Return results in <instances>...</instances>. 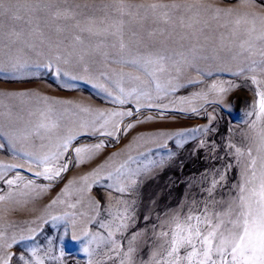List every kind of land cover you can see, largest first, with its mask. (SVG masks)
Returning <instances> with one entry per match:
<instances>
[{
	"label": "rangeland",
	"instance_id": "374dc122",
	"mask_svg": "<svg viewBox=\"0 0 264 264\" xmlns=\"http://www.w3.org/2000/svg\"><path fill=\"white\" fill-rule=\"evenodd\" d=\"M30 2L31 0L25 2L24 11L21 12L15 0H4L5 9L9 5L18 6L15 13L20 17L18 20L22 21L18 24L29 28L16 34L10 22L13 13L0 9V46H6L3 49L7 48L6 53L9 55L7 62H0V65L4 67L5 64L10 65L13 59V63H17L12 55L15 52L12 48L15 46L37 41L40 48L50 49L49 46L42 45L59 43L55 39H59V35H65L78 41L83 40L84 44L81 42L83 47L95 45L96 49L90 50L85 58L93 74L90 76L86 67L82 71L78 69L75 76H70L78 79H70L63 74L56 76L54 71L43 67H39L40 69L34 67L30 71L32 73L20 75L10 72L0 74V130L19 134L25 128H32L44 119L40 115L44 108L40 98L47 97L52 100L55 95H61V98L57 97L66 102L71 97L82 95L100 106H106L107 110H132L133 116L125 118L124 124L132 123L135 127L131 130L122 129L118 140L81 136L74 146L103 141L107 147L84 163L72 160L62 177L51 182V187L39 195L17 196L14 200L0 203L7 208L2 222L0 220V231L6 234V239L0 241V244L10 242L8 238L13 235L17 238L21 235H30L28 229L35 228L38 230L35 241H25L10 249L15 253L12 264H17L19 255L26 245H38L41 249L47 250L49 256L45 258V264H89L90 259L93 264L96 261H103V264H119L120 258L107 260L102 254L89 257L83 250L84 242L73 239L71 217L59 224H43L41 218L47 217L49 213L54 215L75 213V234L80 235L89 217L95 215L90 207V200H95L100 204V212L96 217L97 223L91 224L90 228L93 233L100 232L106 235L105 230L98 227V223L107 218L108 205L114 209L120 208L123 204L118 201H123L134 209V219L130 221L127 231L117 236L122 246L121 256L127 252L129 241L135 236V240H132L133 264H153V253L163 251L161 245L166 239L161 237L160 233L168 231L165 221L173 214L184 215L189 211H199L205 204H208L210 210L222 211L236 195V186L241 182V172L247 164V157H241L237 162L234 149L228 145H235L244 151L248 147H253L255 154L254 138L264 125H257L256 128L251 126L255 117H250L248 113L252 110L250 105L256 102L257 97L249 77L256 76L257 79L264 81L262 70L264 65L252 64L253 60L262 59L259 52L264 49V40L254 41V55L243 51L240 44L246 37L242 31H234V21L245 13L255 12L264 16V0H255L251 4H242L240 0H60L58 3L52 0H37L33 7L36 21L27 16ZM153 4L170 7L168 9L158 7L154 14L150 7ZM172 5L177 7L171 8ZM217 7L232 9V15L226 17L221 14L218 19H214L212 8ZM163 11L169 12L167 20L159 15ZM77 18L83 27L82 30L73 22L77 21ZM62 24L64 25L58 28ZM117 24L120 25L119 31L114 27ZM121 43L125 46L123 52L120 50ZM89 44L91 46H88ZM49 51H51L49 55L51 53L57 57L61 56V50ZM48 54L44 60L35 58L34 61L43 60L46 63L52 61L53 68H57L59 63L66 64L61 57L59 61L56 56L55 58L54 55ZM160 55L169 58L163 62L166 71L159 74L160 80H164L162 83L171 80L174 81L173 84L182 85L178 91L160 101H154L168 104V109L140 107L137 111L138 106L134 100L119 105L109 97L105 100L93 88L91 78L96 82H103L100 72L97 71L103 64H119L123 69L132 72L133 76L140 75L141 79H146L134 68L115 61L131 60L138 56L156 58ZM49 57H54L56 62ZM176 61H180L183 67L178 81L173 79L177 75L174 68ZM250 66L254 71L247 70ZM240 68H244L245 71L235 75ZM84 78L87 81H84ZM213 83L222 84L224 87L228 85L237 87L220 95L209 93L208 100L215 102L206 104L197 102V107L200 108L198 113L173 110L181 106L172 105L171 101L206 92ZM136 85L137 82H134L129 88ZM41 86L47 89L40 90ZM33 102L34 107L29 106ZM61 115L64 116V112H61ZM54 117L53 111L47 119L54 120ZM147 117L153 119L149 120ZM19 123L24 127L22 130L17 129ZM197 127L207 128L208 131L189 134L183 138L174 135L177 132L190 133V130ZM162 133L169 134L171 138L161 135ZM180 139L184 141L182 147L176 143ZM201 141L204 142L203 145ZM0 143H5V148L0 150V162L24 163L3 139H0ZM42 143L47 141L36 137L27 141L22 140L17 146L23 147L26 151L41 152ZM145 153L147 159L144 158ZM129 156L137 161L131 164L132 168L149 166V171L140 176L138 184L130 192L120 194L104 186H96L90 193L80 194L76 190L81 185L76 183L69 189L71 195H64V189L71 181H79L81 177L87 176L105 162L112 163L114 160L113 166H116ZM66 159L71 160V153ZM154 161H158L159 166H155L152 163ZM17 172L27 179L35 180L38 185L50 183L43 178L35 177L27 168L8 171L5 179L13 178ZM221 172L225 178L216 185L210 197L208 189L214 179H220ZM0 190L8 191V186L3 180H0ZM58 197L66 203H57L49 208L48 205ZM78 199L81 203L75 209L68 207V204L75 203ZM61 250L63 256H60ZM41 254L43 255V252ZM30 264H35L34 258L30 259Z\"/></svg>",
	"mask_w": 264,
	"mask_h": 264
},
{
	"label": "snow or ice",
	"instance_id": "6c2138e0",
	"mask_svg": "<svg viewBox=\"0 0 264 264\" xmlns=\"http://www.w3.org/2000/svg\"><path fill=\"white\" fill-rule=\"evenodd\" d=\"M254 2L255 0H240L242 4ZM150 7L155 14L158 7L168 9L170 6L153 4ZM176 7L177 5L171 6V8ZM17 8V5H9L5 9L4 0H0V9L13 13L14 19H20L15 14ZM212 12L213 18L218 19L221 14L226 17L231 16L233 10L217 7L212 8ZM159 15L165 20L169 18L168 11H163ZM234 25V31H242L243 36L246 37L240 44L241 49L254 55V41L264 40V16H260L255 12L245 13L235 19ZM114 27L117 31L120 30L119 24L114 25ZM124 47V44L121 43V52H123ZM259 55L262 59L260 61L253 60V65H264V49L259 52ZM57 59L60 58L57 57ZM167 59L169 58L160 55L156 58L138 56L131 60L121 59L115 61L134 68L137 72L142 73L146 79H141L140 75L131 76L130 73L121 71L117 74L119 78L113 80L107 73L101 72L100 76L108 83L97 82L93 86L111 98L116 104L124 105L134 100L138 106L137 111L140 107L168 109V104L155 103L154 101H160L171 93L178 91L182 85L173 84L171 80L167 83L161 82L159 74L166 71L163 62ZM33 67H43L49 71H54L56 76L62 75L60 69L58 67L53 68L51 62L35 66L28 63H13L10 69L0 65V74L5 72L11 74L27 73ZM174 68L177 75L173 79L178 81L179 73L183 71L181 62H174ZM247 70L254 71V68L250 66ZM197 71L200 70L197 69ZM244 71V68H240L234 74L240 75ZM63 75H68V73H63ZM125 77H130L131 80L137 82V85L126 89L124 86ZM70 79H78V77H70ZM249 79L255 87L257 99L255 103L250 105L252 110L248 115L255 117L251 122V126L256 128L257 125H264V81L257 79L256 76H251ZM234 87H237V85L224 87L222 84L213 83L206 92H198L187 98L181 97L170 103L181 106L173 110L195 114L200 110L197 107V102H203V104L215 102L208 100L209 93L214 92L220 95L227 93ZM40 101L44 105L40 115L44 119L39 123L19 134L14 131L0 130V139L6 142L17 157L24 160V163L0 162V180H3L8 186L7 192L0 190L2 192L0 203L14 200L17 196L31 197L33 194L39 195L51 187V182L62 177L63 173L68 170L72 160H75L76 163H84L107 147L103 141L90 145L74 146L81 136L108 137L118 140L122 129L131 130L135 127L132 123L124 124L125 118L133 116L132 110H104L81 106L76 107L80 112L87 113L89 119L78 124L73 122L74 126L64 125L59 119L50 120L47 117L54 111L55 105L68 102L54 101L47 97H41ZM65 111H70V109L66 108ZM209 118L212 119V117ZM147 119L151 120L153 117H147ZM206 131H208L207 128L197 127L190 130V133L177 132L174 135L183 138L189 134ZM161 135L169 136V134L164 133ZM36 137L42 141H47V143L41 144L43 149L41 152H30L17 146L22 140L27 141ZM169 138L171 137L169 136ZM183 142V139L176 141L180 147L183 146ZM200 143L203 145L204 142L201 141ZM254 143L256 144L255 154L253 147H248L244 151L235 145H228V147L234 149L237 162L241 157L246 156L247 164L241 172V182L236 186V195L227 207L222 211H215L210 210L208 204H205L199 211H189L184 215L173 214L165 221L168 231L160 233V236L166 239L164 244L161 245L163 251L153 253V264H264V128L254 138ZM161 147H164V145H161ZM4 148L5 143H0V150ZM70 153L71 160L66 159ZM143 155L147 159V154ZM132 163H137V161L131 156L116 166H113L115 164L114 160H112V163L105 162L104 165L93 169L87 176L81 177L79 181H71L69 186L64 189V195H71L69 189L72 184L76 183L81 185L76 190L80 194H88L96 186H104L108 190L120 194L130 192L138 184L140 176L149 171L148 165L132 168ZM152 163L159 166L158 161ZM226 167H230V165H226ZM20 168H27V171L32 172L35 177L43 178L50 183L48 185H38L35 180L27 179L19 172L13 178L5 179L8 171ZM224 178L225 175L221 172L220 179L212 181L208 189L210 197L215 191L216 185L222 182ZM57 203H66V201L58 197L48 207L51 208ZM79 203H81L80 199L75 203L68 204V207L75 209ZM118 203L123 204V206L114 209L111 205H108L106 209L107 218L98 223V227L104 229L106 235L100 232L93 233L90 228L91 224L97 223L96 217L99 216L100 212V204L95 200H90V207L95 215L89 217L88 223L85 224L80 235L75 234V213H64L62 215L49 213L47 217H42L41 220L43 224H59L68 221L71 217L70 227L73 229V239L84 242L83 250L89 257L102 254L107 260L120 258L119 264H133L132 253L134 248L132 247V240H135L136 237H132L127 252L121 256L122 246L117 236L123 235L127 231L130 221L134 219V209L123 201H118ZM81 215L86 214L81 213ZM28 231L31 233L30 235H21L19 238L13 235L8 238L10 242L0 244V264H12L15 253L11 252L10 249L14 245L25 241H35L38 230L29 228ZM5 239L6 234L0 231V241H5ZM48 256V251L41 249L40 246L26 245L19 255L17 264H30L31 258H34L35 264H45V258ZM60 256H63L62 250ZM89 264H93L91 259ZM95 264H103V261H96Z\"/></svg>",
	"mask_w": 264,
	"mask_h": 264
},
{
	"label": "bare ground",
	"instance_id": "6f19581e",
	"mask_svg": "<svg viewBox=\"0 0 264 264\" xmlns=\"http://www.w3.org/2000/svg\"><path fill=\"white\" fill-rule=\"evenodd\" d=\"M15 1L20 7V11L23 12L24 11V7H25V2H27V0H15ZM52 1L54 3H58L60 0H52ZM65 1H67V0H65ZM36 3H37V0H31V2L28 4V7H27V16L29 18L35 20V21L37 20V18H36V15H35L34 11H33V7L35 6ZM65 9H66V7H65ZM15 14L17 15V13H15ZM78 20L79 19L77 18V21H73V22H76L77 27L82 30L83 27L81 26V23L78 22ZM10 22L13 24V30H14V32L16 34H19V33L23 32L24 30H27L26 28H29L28 26L19 25L18 23H21L22 21H20L18 19H14L13 18ZM65 24H67V23H65ZM63 25L64 24L60 25L58 28H61ZM18 28H22V30H17ZM62 36L59 35L58 36L59 39H57V38L55 39L59 43L51 42L49 44L42 45V46H47V47L49 46V48L52 51L57 49L60 52V50H61V53H60L61 56H58V57H61L62 61L63 60L67 61L66 64H60V63H59V65L57 64V66L60 69L61 73L62 74L63 73H68V75H65V76H69V77L70 76H75L76 75L75 73H76V71L78 69L82 71L84 69V67H86L88 69L87 72L89 73L90 76H92L93 73L90 71L89 67L87 66L88 62L85 61V58H86L87 54L90 52V50L94 51L96 49L95 45H94V47L93 46L92 47H83V45L81 46V42L83 40L78 41V40H75V39H73L71 37H68V36H65V35L63 37ZM81 38H83V37H81ZM82 44H84V43L82 42ZM37 46H39L37 41L25 42V43H23L21 45H18V46H15L14 48H12L13 50H15V52L13 51L14 53L12 55H13L14 58H16L17 63H19V62L28 63L29 65H33V66H35V65H43L44 63H46V61H43V60L45 59L47 54L49 52H51V51H49L50 49H48V48H43V47L40 48V46L39 47H37ZM88 46H91V45L89 44ZM5 47L6 46H0V62H2V63L7 60V57H9V55H7V53H6L7 48H6V50L3 49ZM8 49L12 50L11 48H8ZM52 53H54V52H52ZM55 53H57V51ZM50 55H51V53H50ZM52 55H54V54H52ZM55 56H56V54L54 55V57ZM10 57H11V55H10ZM54 57H51V58H53V60H54L57 56L55 58ZM35 58L36 59L39 58V59H43V60H40V61L37 62V60H39V59L34 61ZM49 58H47V60ZM13 60L10 61V65H6L5 64V67H11V65L13 64ZM59 61H60V59H59ZM53 65H55V63ZM6 69H10V68H6ZM33 69H34V67L31 69V71ZM97 71L100 72V73L101 72L107 73L108 76H110L113 80L119 78L117 74L120 73L121 71H123L124 73H130L131 76H133L132 72H129V71L123 69L122 67L119 66V64H112V65L103 64V65H101L98 68ZM29 73H32V72H29ZM138 73H140V72H138ZM18 74L20 75V73H18ZM29 75H31V74H29ZM21 76H23V75H21ZM21 76H19V77H21ZM84 81H87V80L84 78ZM91 81H92L93 85L95 83H97L92 78H91ZM163 81L164 80H161V82H163ZM103 82L106 83V84L108 83V81L105 80L104 78H103ZM134 82L135 81L131 80L130 77H125V83H124L125 88L126 89H130L129 88L130 84H132ZM109 87H111V85H109ZM93 88L96 90V93L98 95L103 96L105 98V100H108V97L103 92H100L94 86H93ZM39 89L41 90V89H47V88L44 87V86H41ZM57 96L58 95H55L52 100H54V101H62L60 99L61 95L58 96L60 98H58ZM68 100H69V101H67L68 103L57 104V105L54 106V114H55L54 120L59 119V120H61L62 124L68 123L70 126H74L73 122H75V124H78L79 122H81L83 120L89 119L88 114L80 112L79 109L76 106L90 107L92 109H104V110H107L106 106H100V105L94 103L91 99H88V98H86V97H84L82 95L71 97ZM62 102H66V101H62ZM29 106H31V107L33 106L34 107V102L31 103V105H29ZM66 108L70 109V111L66 112L65 111ZM61 112H64L65 115L62 116ZM18 128L22 130L24 127L19 123L17 125V129ZM25 129H27V128H25ZM6 211H7V208L4 205L0 204V220H1V222H2V219H3L4 215L6 214Z\"/></svg>",
	"mask_w": 264,
	"mask_h": 264
}]
</instances>
